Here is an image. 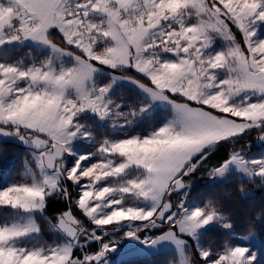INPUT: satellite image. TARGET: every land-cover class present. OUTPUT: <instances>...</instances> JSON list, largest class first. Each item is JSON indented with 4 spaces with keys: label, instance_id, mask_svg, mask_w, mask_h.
Here are the masks:
<instances>
[{
    "label": "snow or ice",
    "instance_id": "6c2138e0",
    "mask_svg": "<svg viewBox=\"0 0 264 264\" xmlns=\"http://www.w3.org/2000/svg\"><path fill=\"white\" fill-rule=\"evenodd\" d=\"M3 142L0 264H264V0H0Z\"/></svg>",
    "mask_w": 264,
    "mask_h": 264
},
{
    "label": "trees",
    "instance_id": "16d2710c",
    "mask_svg": "<svg viewBox=\"0 0 264 264\" xmlns=\"http://www.w3.org/2000/svg\"><path fill=\"white\" fill-rule=\"evenodd\" d=\"M255 134H253L254 140ZM259 147V143L254 142L253 151L255 152ZM0 177L5 170L13 167H20L23 159L22 146L12 142L0 143ZM207 186L205 180L201 178L194 184L197 190L202 191ZM237 184H228L221 186L217 191L222 196L225 207L236 219L237 232L246 234V226L251 219L254 231L258 236L261 244L264 243V190L258 188L256 185H247L250 197L241 199L237 195ZM259 216L260 218H256ZM47 236V234H46ZM47 238L50 239V236ZM216 236H209L206 240L216 241ZM171 259L170 253L162 252L160 254L144 255L135 258L120 260V264H167Z\"/></svg>",
    "mask_w": 264,
    "mask_h": 264
},
{
    "label": "rangeland",
    "instance_id": "374dc122",
    "mask_svg": "<svg viewBox=\"0 0 264 264\" xmlns=\"http://www.w3.org/2000/svg\"><path fill=\"white\" fill-rule=\"evenodd\" d=\"M264 149V145H260L259 144V147L256 151H260ZM255 151V152H256ZM0 152H1V149H0ZM20 170V167H13L12 169H9V170H5L1 177L0 178H3V179H7L9 174H11L12 176H16V173ZM200 176L201 174L199 172H197L195 174V176L193 177V180H194V184L198 181V179H200ZM16 178H19V177H16ZM255 243L256 245L259 247L261 245V242L260 240L258 239V236L257 234L255 233ZM95 247V246H94ZM144 255H152V253H149V252H136L134 249H131L125 253H123L122 255H119V256H114L113 259H119L122 260L123 258L125 259H129V258H135V257H138V256H144Z\"/></svg>",
    "mask_w": 264,
    "mask_h": 264
},
{
    "label": "water",
    "instance_id": "95a60500",
    "mask_svg": "<svg viewBox=\"0 0 264 264\" xmlns=\"http://www.w3.org/2000/svg\"><path fill=\"white\" fill-rule=\"evenodd\" d=\"M20 146V145H19ZM129 250H131V249H125L124 251H123V253H125V252H127V251H129Z\"/></svg>",
    "mask_w": 264,
    "mask_h": 264
}]
</instances>
